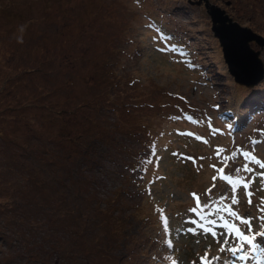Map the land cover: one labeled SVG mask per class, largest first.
Segmentation results:
<instances>
[{"label": "rangeland", "instance_id": "rangeland-1", "mask_svg": "<svg viewBox=\"0 0 264 264\" xmlns=\"http://www.w3.org/2000/svg\"><path fill=\"white\" fill-rule=\"evenodd\" d=\"M192 1L0 0V264L226 255L191 194L201 208L227 195L221 175L249 163H221L238 147L264 162V78L234 80ZM209 1L264 36V0ZM259 187L233 205L254 231Z\"/></svg>", "mask_w": 264, "mask_h": 264}, {"label": "snow or ice", "instance_id": "snow-or-ice-1", "mask_svg": "<svg viewBox=\"0 0 264 264\" xmlns=\"http://www.w3.org/2000/svg\"><path fill=\"white\" fill-rule=\"evenodd\" d=\"M191 119V117H189ZM206 142V141H205ZM256 143V141H253ZM224 149H217L216 155L219 156ZM238 153L251 164L257 165L260 169H264V162H262L255 155L249 151H244L239 147L231 153V156H224L221 163L224 167L228 166L229 160H234ZM191 159V158H189ZM249 163H245L243 168L237 167L233 175H221V179L226 181L230 186L227 195H223L219 200H214L210 204L205 203L201 208L200 198L196 193L191 195L195 197V206L188 210L196 213L200 217V221H192L206 236L214 238L217 250L219 253H226L222 258L220 255H214L209 259V252L206 250L203 255H198V260L193 264H264V215L256 217L260 221L258 230H253V217L249 213L247 217L241 216L239 210L233 209V205H239L241 198L244 202L251 206L253 201L251 199L253 192L249 191L251 185L260 178V187L258 191H264V172L256 171L253 167H249ZM216 168V165H212ZM217 172L224 173V168L217 169ZM241 173H254L249 179ZM216 180V176L213 177ZM215 187V185H213ZM211 193V189L207 190ZM239 197V198H238ZM228 201V203H225ZM260 213H264V196L260 198V202L256 205ZM207 209L204 211L203 209ZM210 217H216L210 219ZM220 222L223 227V232H217L216 226ZM239 221V223H236ZM165 230L167 229V220L164 221ZM197 228L190 227L188 232H196ZM171 247V242L169 241ZM173 264H176L173 261Z\"/></svg>", "mask_w": 264, "mask_h": 264}, {"label": "water", "instance_id": "water-1", "mask_svg": "<svg viewBox=\"0 0 264 264\" xmlns=\"http://www.w3.org/2000/svg\"><path fill=\"white\" fill-rule=\"evenodd\" d=\"M192 4V0H189ZM212 21V31L222 47L225 62L234 80L242 85L254 86L264 78V62L260 58V49L251 47L256 42L264 48V36L247 26L234 21L225 10L209 0H200Z\"/></svg>", "mask_w": 264, "mask_h": 264}]
</instances>
